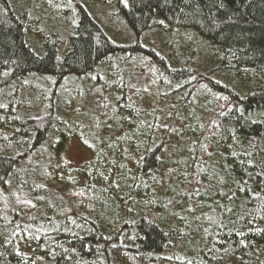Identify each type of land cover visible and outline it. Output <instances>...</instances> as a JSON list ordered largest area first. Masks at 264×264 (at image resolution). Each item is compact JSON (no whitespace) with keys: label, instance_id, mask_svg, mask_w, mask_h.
<instances>
[{"label":"trees","instance_id":"trees-1","mask_svg":"<svg viewBox=\"0 0 264 264\" xmlns=\"http://www.w3.org/2000/svg\"><path fill=\"white\" fill-rule=\"evenodd\" d=\"M113 7L128 40L87 0H0V264H264V0ZM158 21L194 29L217 63L154 48ZM148 70L185 122L139 104ZM85 97L81 129L68 108ZM70 133L91 155L55 170Z\"/></svg>","mask_w":264,"mask_h":264},{"label":"rangeland","instance_id":"rangeland-1","mask_svg":"<svg viewBox=\"0 0 264 264\" xmlns=\"http://www.w3.org/2000/svg\"><path fill=\"white\" fill-rule=\"evenodd\" d=\"M87 2L90 4V12L94 16L95 14L101 16V20L103 21L102 26L111 38L122 41L128 40L132 37V32L125 20L122 16L116 14L113 7V0H87ZM60 14L62 15L63 12L60 11ZM52 19L53 18H51V20ZM156 20H158V18H156ZM161 22L158 21L153 24L150 29L144 31L142 36L143 39L150 42L154 48L169 56L170 59L183 60L184 62L200 68H208L217 63L218 51L209 41L202 38L194 29L190 27H169L164 22H162L163 24ZM40 28H42V26H40ZM59 33H62L63 35L64 31L60 29ZM29 43L35 51L39 50L40 43L31 41ZM127 69L130 70V66H128ZM154 74V70H148L144 72L143 75L138 76L136 85L142 86L146 89L145 92L139 94V104L149 110L161 107L164 109V113L178 111L177 117L180 116V119H176L174 122L175 125H180L181 121L185 122V118L181 116L179 107L176 108V101L169 98L168 101L166 100L167 102L162 105L154 96H152L151 92L158 95L161 92L166 93L167 90H169V86L164 83L150 86L155 80ZM91 91L90 88L88 92ZM91 100L92 99L89 97H85L81 100L76 99L69 105L68 110L70 116L73 118L78 128L82 129V127L87 124L88 118L86 119V115L82 111L86 110L87 107L92 104ZM162 116L163 114L159 118L162 119ZM111 123L112 122L110 121L106 124L104 131H110ZM87 126L88 125H86V127ZM169 137L171 139L176 138V136H174L173 128H171V131L169 132ZM81 142V139L74 133H70L67 136L64 144L57 151V161L60 163V167L56 166L55 170L61 169L63 166L82 164L90 157V151L85 148ZM173 151L174 147H172V144H169L165 149V155H171L173 154ZM181 154L182 151L177 155H174L173 157L175 160L173 161H176ZM184 155H186L185 151L183 153V156ZM175 165L178 170L181 169V166L177 161L175 162ZM158 190L160 192V189Z\"/></svg>","mask_w":264,"mask_h":264}]
</instances>
